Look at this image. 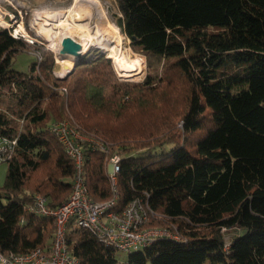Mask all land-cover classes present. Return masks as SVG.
<instances>
[{"label": "trees", "instance_id": "obj_1", "mask_svg": "<svg viewBox=\"0 0 264 264\" xmlns=\"http://www.w3.org/2000/svg\"><path fill=\"white\" fill-rule=\"evenodd\" d=\"M108 1L145 58L141 81L119 78L104 55L59 77L51 51L0 29V137L16 138L0 186V251L50 248L54 219L27 207L41 195L55 208L70 194L73 161L48 129L59 121L88 139L92 201L112 198L116 156L114 209L141 199L150 209L142 228L176 236L119 262L69 223L78 264H264V0ZM23 52L35 55L27 72L12 67ZM222 227L241 230L227 249Z\"/></svg>", "mask_w": 264, "mask_h": 264}, {"label": "built area", "instance_id": "obj_2", "mask_svg": "<svg viewBox=\"0 0 264 264\" xmlns=\"http://www.w3.org/2000/svg\"><path fill=\"white\" fill-rule=\"evenodd\" d=\"M17 34L12 36L16 37ZM48 129L73 161L70 194L65 202L55 208H50L47 199L41 195H36L32 204L27 207L30 213L54 219L55 230L50 248H33L23 253L8 254L0 251V264H78L65 239L69 223H72L73 228L92 232L104 246L124 254L142 250L157 238H176L165 229L142 228L150 209L141 199L131 200L122 210L114 209L118 197L116 174L119 171V158L116 156L109 158L107 162L112 198L106 202L92 201L84 180V154L80 145V141L88 139L83 136L79 138L78 132L66 122H53L48 125ZM15 145L16 138L0 137L1 161L8 159ZM97 145L103 148L102 145ZM231 229L233 228H221L225 249L229 247L228 232Z\"/></svg>", "mask_w": 264, "mask_h": 264}, {"label": "bare ground", "instance_id": "obj_3", "mask_svg": "<svg viewBox=\"0 0 264 264\" xmlns=\"http://www.w3.org/2000/svg\"><path fill=\"white\" fill-rule=\"evenodd\" d=\"M31 19L36 34L47 38L48 47L57 55L55 74L59 77L72 70L75 59L92 47L108 54L122 79H136L143 71L142 61L125 52L124 37L108 20L107 7L100 0H71L64 10L35 12ZM20 30L21 24L16 31Z\"/></svg>", "mask_w": 264, "mask_h": 264}, {"label": "rangeland", "instance_id": "obj_4", "mask_svg": "<svg viewBox=\"0 0 264 264\" xmlns=\"http://www.w3.org/2000/svg\"><path fill=\"white\" fill-rule=\"evenodd\" d=\"M102 3L105 4L107 7V16L108 20L114 23L115 17L118 15L116 7L114 3L108 0H100ZM71 4V0H0V29L4 28L10 32V34L18 33L17 36H22L26 39V41L32 43L35 42L38 45L42 46L46 50L52 52L56 62V53L48 47L49 40L47 38L41 37L36 34V30L33 27L32 17L35 12L39 11H52V10H64ZM21 24L22 30L16 31L18 29V25ZM24 34L28 35L29 37H25ZM124 37V36H123ZM30 38V39H29ZM124 50L130 56L140 59L143 65V71L141 75L136 79H130V81H141L145 76L146 66H145V58L144 56H138L137 53L132 52L129 47V41L124 38L123 43ZM104 55L105 57L110 59L111 66L114 67L112 59L108 56L106 52L98 48H90L86 53L79 56V58L75 59L74 63H79L82 61H86L89 59H94L97 56ZM140 55V54H139ZM35 55L30 52H23L19 53L13 60L12 67L13 69L20 71V72H27L29 70L30 65L34 62ZM112 61V62H111ZM57 67L59 69V64L56 62ZM115 71V69H114ZM116 73V71H115ZM117 75V73H116ZM120 78V77H119ZM122 79V78H121ZM124 79V78H123ZM129 80V79H124ZM53 122L59 121H50L48 123L51 124ZM79 138H83L80 133H78ZM6 163L1 161L0 158V186L2 185L5 175H6ZM241 230L237 228H233L228 232V236L231 237L240 233ZM54 234V233H53ZM53 237V235H52ZM52 241V240H51ZM116 258L119 262H125L127 258V254L122 252L116 251Z\"/></svg>", "mask_w": 264, "mask_h": 264}, {"label": "water", "instance_id": "obj_5", "mask_svg": "<svg viewBox=\"0 0 264 264\" xmlns=\"http://www.w3.org/2000/svg\"><path fill=\"white\" fill-rule=\"evenodd\" d=\"M75 61H77V60H75Z\"/></svg>", "mask_w": 264, "mask_h": 264}]
</instances>
